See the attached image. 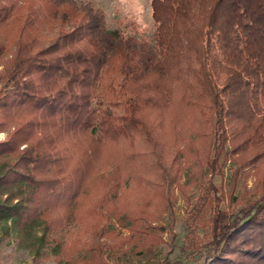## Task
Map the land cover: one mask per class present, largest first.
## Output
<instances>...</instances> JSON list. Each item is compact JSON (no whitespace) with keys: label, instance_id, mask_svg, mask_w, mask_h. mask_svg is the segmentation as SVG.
Masks as SVG:
<instances>
[{"label":"trees","instance_id":"trees-1","mask_svg":"<svg viewBox=\"0 0 264 264\" xmlns=\"http://www.w3.org/2000/svg\"><path fill=\"white\" fill-rule=\"evenodd\" d=\"M25 1L34 0H0V61L11 55L0 79V133H7L0 221H11L20 236L44 226L40 241H54L62 220L50 217L62 210L71 217L101 167L154 156L155 127L139 114L175 108L178 96L190 119L216 134L212 176L232 154L264 158V0H152L151 40L109 32L88 4L62 9L76 0H41L28 10ZM44 21L49 32L58 29L47 48L30 33ZM125 143L134 150L122 156ZM140 143L152 147L139 152ZM64 175L77 180L55 178ZM109 184V192L117 188ZM213 189L192 216L210 228L203 264H264V194L228 214Z\"/></svg>","mask_w":264,"mask_h":264},{"label":"rangeland","instance_id":"rangeland-1","mask_svg":"<svg viewBox=\"0 0 264 264\" xmlns=\"http://www.w3.org/2000/svg\"><path fill=\"white\" fill-rule=\"evenodd\" d=\"M40 2L25 1L23 8L39 7ZM87 4L102 13L109 32L139 40H151L156 32L152 0H76L62 9L70 14ZM19 23L12 26L11 34L19 29ZM51 28L52 24L44 21L33 24L30 33L47 48L58 31L55 28L51 33ZM0 36H6L5 31ZM10 58L9 54L0 61V79ZM176 99L175 108L146 107L139 114L155 127V155L146 154L127 165H118L114 159L112 167H101L85 185L71 217L64 210L50 217L62 220L53 227L54 241H40L44 226L20 236L11 221H0V264H203L211 235L206 224L193 222L200 198L214 186L212 195L228 214L257 200L264 194V158L253 162L260 152L253 150L232 154L222 171L212 176L208 162L214 157L216 134L208 135L210 128L202 129L198 119L194 123L181 97ZM199 132L208 137L198 139ZM6 139L7 133H0V142ZM140 144L134 147L139 152L152 147ZM226 149L231 151L232 147L227 144ZM133 150L125 143L122 156ZM158 164L160 169L155 166ZM76 177L55 176L60 180ZM110 182L117 186L112 192L108 191ZM103 197L107 198L105 205L100 202ZM92 207L98 209L95 216L90 214Z\"/></svg>","mask_w":264,"mask_h":264}]
</instances>
